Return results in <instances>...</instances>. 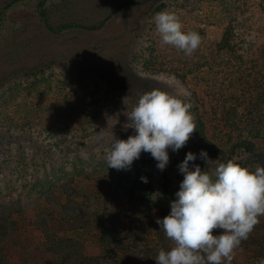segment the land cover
Wrapping results in <instances>:
<instances>
[{
	"label": "rangeland",
	"instance_id": "obj_1",
	"mask_svg": "<svg viewBox=\"0 0 264 264\" xmlns=\"http://www.w3.org/2000/svg\"><path fill=\"white\" fill-rule=\"evenodd\" d=\"M124 1L0 0V200L27 208L6 252L16 263L42 259V236L29 225L40 207L66 228L63 208L46 201L52 188L61 203L66 189L76 190L70 196L79 211L94 218L85 250L104 253L102 264H257L261 173L255 154L232 146H264V18L257 28L243 27L252 15L227 5V20L237 16L243 27L234 38L244 42L236 58L224 41L228 26L215 22L219 1L162 0L161 10V0L143 1L111 13ZM105 17L98 29L53 31ZM33 72L42 77L29 78ZM74 80L82 87L66 90L62 111H55V92ZM20 81L32 84L4 99ZM74 88L82 96L75 98ZM78 99H91L85 111L78 112ZM29 108L33 120L23 119ZM47 123L58 134L49 135ZM217 149L241 169L236 206L214 179L225 164ZM161 205L177 210L163 232L180 251L176 259L156 255ZM103 229L119 232L123 249L99 245ZM81 230L77 222L72 233Z\"/></svg>",
	"mask_w": 264,
	"mask_h": 264
},
{
	"label": "trees",
	"instance_id": "obj_2",
	"mask_svg": "<svg viewBox=\"0 0 264 264\" xmlns=\"http://www.w3.org/2000/svg\"><path fill=\"white\" fill-rule=\"evenodd\" d=\"M143 1H158V0H141L140 2L136 1H129L125 0L121 4L117 6V8L113 9L111 13L117 12L123 5L127 4H133V3H142ZM197 1V0H196ZM206 4L209 2H220V4L216 5L214 7V12L217 11V17L216 23H220L221 21L223 22V25H227L228 27L227 32L224 31V41L226 40V45L229 48V51L232 52L234 57L240 58L239 55H241V48L244 46V42L240 41L238 39H234L237 37V32L239 29L243 27H254L257 28L258 26L261 25V29H264V23L260 25H256L258 20H262L264 18V0H204ZM230 2V3H229ZM229 3V4H228ZM238 4L241 10V14H246V16H251V20L244 21L243 27H240V24H238L239 20L237 19V16L232 17L231 19L227 20V8L228 7H234ZM164 5H166V2H161L158 4V9L161 10ZM228 5V7H227ZM259 10V13L257 15V11ZM222 15V16H221ZM230 15V14H228ZM224 17V18H223ZM218 19V20H217ZM106 20V17L104 19H101L97 25L94 26H86L82 24L78 25H73V24H61L58 26L56 30L53 31H61V30H67L70 28H73L74 26H77L78 28L81 29H98L100 28L104 21ZM187 20V19H186ZM227 20V21H226ZM238 20V21H237ZM251 21V26L249 25V22ZM190 25L193 23V21H189ZM247 23V24H246ZM0 28H1V16H0ZM176 31L179 32V35H183L187 31L175 29ZM234 31V32H233ZM229 33V34H228ZM227 34L231 38L232 43L234 45L231 46L230 39H227ZM226 38V39H225ZM240 45V46H238ZM242 45V46H241ZM237 46V47H234ZM226 49L228 50V48ZM185 49V46H184ZM171 51L174 52L173 47L170 48ZM236 51V52H234ZM243 56V55H242ZM261 58L257 59L260 60ZM264 59V58H262ZM28 77H32L33 79H40L42 76H39V73H29ZM25 81V80H24ZM24 81H20L19 84L10 86L8 88V91L4 94V99H12L14 100L15 95L18 91V88L26 90L29 88V86L32 84L29 82V84H24ZM32 81V80H30ZM79 80H74L70 81L72 84H64V82L61 84L63 88L57 90L55 93H58L59 96H57V101L52 102V106L54 107L55 111H62L63 108V102L62 100L65 99V96L62 97V94L65 92H68L70 87L78 88L80 85H76ZM37 83V82H36ZM85 86V85H84ZM83 86V89H84ZM68 87V88H67ZM82 87V86H80ZM75 98L79 97L80 95L82 96L83 91H77L75 90ZM33 88H31L29 91H31ZM68 90V91H66ZM3 98V97H2ZM79 102V108L77 107L78 112L80 111H85L88 108V104H90V100L86 99V103H82L80 99H78ZM77 104V105H78ZM23 105V104H22ZM26 107V106H24ZM22 109H24L22 107ZM35 111V108L32 110L29 108L26 110V114L23 116V119H32L30 113L33 114ZM0 117H3V114L0 113ZM35 119V118H34ZM37 121H35V125H37ZM33 125V124H32ZM44 130L48 132L49 135H55L58 134L55 131V127L50 125V124H44L43 125ZM232 151L234 150L235 147H240L244 151L250 153V154H255L256 155V160L258 162V169L261 173V179L260 182L262 183L263 189L261 190L262 194L261 196H264V146L257 149L256 148V143L254 141H239L236 142L235 145L232 146ZM223 150H216V153L219 152L222 155V160L224 161V166L218 171V174L215 176V180L218 181L221 191L228 196L229 199V204L232 206L238 205L237 200L239 201L240 198L237 196L235 193V189L237 185L241 182L242 180V172L241 169L236 167L235 165L231 164L232 159H231V153L228 154V156H225V153L222 152ZM141 175L144 177V175L147 174L145 170H140ZM211 177V175H210ZM162 179H163V192L167 193L169 189H171V186H169V181L167 179L166 173L162 174ZM63 187V186H62ZM61 187V188H62ZM63 189V188H62ZM145 192H144V197L149 198L151 195V186L150 184H146L144 186ZM70 192L76 193V190H65V203H61L58 200V197L54 195L53 189L49 190L48 195L46 197V201L50 204H56L59 205L60 207L63 208L64 212L66 213V217L61 218L63 221V224H65L66 228L59 226L58 224L53 223V219L50 220L48 219L45 215L48 213L46 212L45 208L40 207L37 209V211L34 214V219L29 222V225L37 230L41 236H42V250H43V257L39 262H29L28 260H23L19 263H16L11 260L10 256L6 252V245L10 241L11 236L16 232L20 225H19V220L18 217H25L24 210L27 209L25 206L19 201L18 199L14 200L12 203H7L3 202L0 200V264H102L105 262L107 257L105 256L104 253L100 254H94L93 252L88 253L85 250L86 243L88 241L86 233H88L92 227L93 220L89 219L85 216V212L79 211L78 208V203L76 200H73V198L70 196ZM200 200H202L200 198ZM35 207V205L33 204ZM26 211V210H25ZM177 217V210L175 209L174 205H161L159 209V224L161 227V239H162V246L160 250L156 253L157 257L162 256L165 258H173L176 259L178 256H176L178 253L180 254V251L177 247H173L170 245V238L163 234V232L170 230L173 227V221ZM83 220V221H81ZM51 222V223H50ZM70 222V224L68 223ZM77 222L80 224L82 227V230L80 233H72L73 228H76ZM54 225L56 226L54 229ZM66 230H64V229ZM60 229V230H59ZM185 230L186 234H189V231L191 228L189 226L183 227ZM98 244L103 246L104 248H112V249H123V238L122 235L113 230V229H103L100 232V235L98 237ZM255 260L258 263L257 264H264V245H261L255 252L254 254ZM103 261V262H102ZM102 262V263H101ZM256 264V263H254Z\"/></svg>",
	"mask_w": 264,
	"mask_h": 264
}]
</instances>
